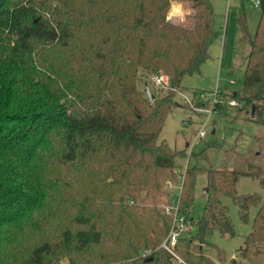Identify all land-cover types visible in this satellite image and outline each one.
I'll list each match as a JSON object with an SVG mask.
<instances>
[{"label": "trees", "instance_id": "1", "mask_svg": "<svg viewBox=\"0 0 264 264\" xmlns=\"http://www.w3.org/2000/svg\"><path fill=\"white\" fill-rule=\"evenodd\" d=\"M169 1L83 0L81 9L77 0H0V264H58L63 257L70 264H173L159 247L170 217L162 207L147 219L144 211L145 204L162 202L167 181L179 182L173 169L184 152L158 142L171 100L153 94L150 101L136 89L137 73L162 70L172 86L180 87L183 77L199 72L209 58L217 31L210 0H184L193 12L178 22L166 20ZM259 6L253 36L243 8L239 12L249 51L242 95L232 98L241 109L255 107L252 120L264 125V0ZM76 42L77 68L66 75L49 58L59 50L65 59ZM56 136L61 151L51 160L76 171L99 157L107 195L93 189L75 192L79 175L58 168L49 173L41 152L53 142L58 145ZM151 169L161 172L159 179L147 174ZM200 171L185 169L180 203L188 215ZM205 173L203 213L191 237L177 243L189 264L207 262L194 240L201 242L214 229L233 232L222 194L232 197L244 222L249 208L257 207L244 245L264 242V201L256 193L237 195L239 176L248 174L234 169ZM55 211L56 232L47 225L30 247L12 244L21 223ZM110 233L116 247L91 258L90 248L102 245ZM143 251L149 254L142 256Z\"/></svg>", "mask_w": 264, "mask_h": 264}, {"label": "rangeland", "instance_id": "2", "mask_svg": "<svg viewBox=\"0 0 264 264\" xmlns=\"http://www.w3.org/2000/svg\"><path fill=\"white\" fill-rule=\"evenodd\" d=\"M77 1L81 9L85 8L83 0ZM210 1L213 6L217 36L209 46V58L201 64L199 72L185 75L181 86H172V89H155L152 83L155 71L139 69L136 82V89L141 93L144 91V85L147 84L154 95L168 96L171 100L169 113L159 134L158 142L165 141L170 149L184 152V156L175 158L174 172L179 175L187 166L204 170L196 176L194 201L189 214L193 220L191 229L184 235L187 237H191L194 233L195 223L202 215L206 203V169H234L246 172L248 175H240L236 183L237 195L247 196L256 193L261 196V201H264V125L252 120L251 110L253 108L256 114L255 107L248 106L241 109L242 104L237 99H235L237 106L229 104V101L234 99L232 94L242 95L245 66L243 61L248 52V44L242 43L237 16L243 8L248 32L253 36L259 22L260 6L254 3L255 0ZM192 12L189 2L170 0L166 20L184 21L185 17ZM77 45L76 42L70 52L65 54V59L60 58L63 51L59 50L49 58L52 63L61 64V69L66 75L74 74L77 68L78 58L75 53ZM216 102H218L217 109L208 112L207 110H212ZM260 104L264 106V102ZM202 126L206 136L190 150V145ZM58 136L61 137V135ZM56 139H58L57 136ZM58 140V145L53 142L50 147L48 145L41 152L42 162L46 164L49 173L58 168L67 175L74 177L79 175L81 176L80 179L78 178L79 181L72 185L75 192L93 189L92 191L98 190L100 196L107 195L106 184L101 180L105 163H101V159L97 157L87 167L73 171L74 169L67 165L52 161L50 156H55L54 153L59 154L61 151V139ZM147 174L154 179L157 177L159 179L161 176V172L157 169H151ZM135 175H138L136 170ZM205 188L206 191H204ZM60 193L62 194L63 191H58V196ZM164 196L165 194L161 197L162 202ZM219 198L227 207L233 232L223 233L214 229L201 242L198 239L194 240L193 245L202 246L203 253L207 257L206 264H263L264 242L244 245L245 236L251 231L257 207L249 208L248 221L244 222L239 215V206L232 197L222 194ZM162 202L158 201L153 206L150 203L145 204L144 217L147 219L148 216H154L153 209L162 207ZM65 208L67 212L71 211L67 205ZM58 211L62 212L61 209ZM58 219L57 212L51 216L37 213L31 220L21 223L15 229L12 233V244L24 248L30 247L35 237L41 234L42 227L48 225L56 232ZM108 239L102 245L92 246L89 256L94 258L98 252H111L116 247L113 243L114 235L110 233ZM172 263L176 264L173 261ZM58 264L70 263L67 257H63Z\"/></svg>", "mask_w": 264, "mask_h": 264}, {"label": "built area", "instance_id": "3", "mask_svg": "<svg viewBox=\"0 0 264 264\" xmlns=\"http://www.w3.org/2000/svg\"><path fill=\"white\" fill-rule=\"evenodd\" d=\"M256 5H260V0H255ZM152 83L156 90L159 89H172L170 85L169 76L162 70L155 71L152 77ZM218 102L213 106L212 110H207L208 112L216 110ZM231 106H237L235 99L229 101ZM206 136V131L202 126L195 138L193 139L190 150L193 146L200 143ZM186 169V168H185ZM185 170L183 173L179 174V182L174 183L172 181H167L165 184V196L162 202V208L166 215L171 219L169 231L164 238V240L159 244V247L164 249L171 257V260L176 264H189L186 262L177 252L178 240L188 233L191 229L192 218L189 217L181 208L180 198L182 191V184L184 178ZM191 219V221H190ZM149 251H143L142 256H147Z\"/></svg>", "mask_w": 264, "mask_h": 264}, {"label": "water", "instance_id": "4", "mask_svg": "<svg viewBox=\"0 0 264 264\" xmlns=\"http://www.w3.org/2000/svg\"><path fill=\"white\" fill-rule=\"evenodd\" d=\"M144 92H145V94L147 95V97H148V99L150 100V101H152L153 99H154V95H153V93L151 92V90L149 89V87H148V85L147 84H145L144 85ZM254 110V109H253ZM252 117H253V112H252ZM204 191H206V188L204 189ZM190 221H191V219H190Z\"/></svg>", "mask_w": 264, "mask_h": 264}, {"label": "crops", "instance_id": "5", "mask_svg": "<svg viewBox=\"0 0 264 264\" xmlns=\"http://www.w3.org/2000/svg\"><path fill=\"white\" fill-rule=\"evenodd\" d=\"M238 16H239V14H238ZM238 16H237V23H238ZM238 25H239V24H238ZM225 33H226V29H225ZM225 33H224V34H225ZM224 34H223V35H224ZM241 39H242V37H241ZM244 42H245V41L242 39V43H243V44H248L247 42H245V43H244ZM248 51H249V45H248ZM247 54H248V52H247L246 55L244 56V61H243L244 64H245V60H246V56H247Z\"/></svg>", "mask_w": 264, "mask_h": 264}]
</instances>
